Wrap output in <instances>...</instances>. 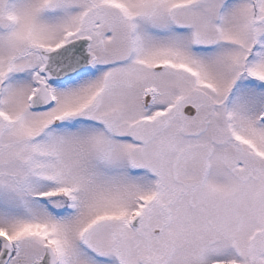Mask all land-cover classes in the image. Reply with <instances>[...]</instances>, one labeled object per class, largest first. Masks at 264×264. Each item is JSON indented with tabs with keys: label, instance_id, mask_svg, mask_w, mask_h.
Returning <instances> with one entry per match:
<instances>
[{
	"label": "snow or ice",
	"instance_id": "6c2138e0",
	"mask_svg": "<svg viewBox=\"0 0 264 264\" xmlns=\"http://www.w3.org/2000/svg\"><path fill=\"white\" fill-rule=\"evenodd\" d=\"M0 264H264V0H0Z\"/></svg>",
	"mask_w": 264,
	"mask_h": 264
}]
</instances>
